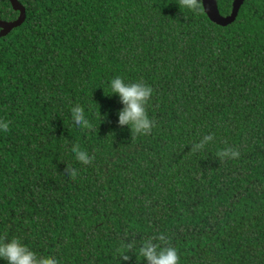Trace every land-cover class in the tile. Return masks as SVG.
I'll use <instances>...</instances> for the list:
<instances>
[{
	"label": "trees",
	"instance_id": "16d2710c",
	"mask_svg": "<svg viewBox=\"0 0 264 264\" xmlns=\"http://www.w3.org/2000/svg\"><path fill=\"white\" fill-rule=\"evenodd\" d=\"M18 1L24 21L0 37V239L58 264H147L146 241L179 264H264V0L225 26L201 0L196 13L178 0ZM18 15L0 0V19ZM116 76L152 87L150 134L118 124ZM77 105L90 130L73 125ZM225 147L239 158L220 160Z\"/></svg>",
	"mask_w": 264,
	"mask_h": 264
},
{
	"label": "clouds",
	"instance_id": "9594fccd",
	"mask_svg": "<svg viewBox=\"0 0 264 264\" xmlns=\"http://www.w3.org/2000/svg\"><path fill=\"white\" fill-rule=\"evenodd\" d=\"M180 10H187L192 13L199 11L200 0H178ZM111 94H116L123 105L122 110L118 113V124L129 126L135 136H146L151 133L155 127V121L151 120L146 112V105L152 95L151 86L142 82L126 83L123 78L116 76L109 81ZM70 119L73 125L82 130H90L91 123L85 117L84 109L77 105L70 111ZM9 130V122L0 120V133H6ZM213 140L212 135H205L200 143L194 147V151L203 148ZM71 152L74 154L76 161L87 165L92 161L89 154L81 150L78 146H72ZM220 160L237 159L240 156L238 150L232 147H225L216 153ZM72 179L77 176V170L72 169L69 175ZM157 239L164 241L163 235ZM140 256L147 261V264H179L180 257L175 247H160L150 241H146L139 249ZM122 260L128 257L123 255ZM0 260L6 261V264H58L57 260L52 257H38L29 247L13 238L7 242L0 239Z\"/></svg>",
	"mask_w": 264,
	"mask_h": 264
},
{
	"label": "water",
	"instance_id": "95a60500",
	"mask_svg": "<svg viewBox=\"0 0 264 264\" xmlns=\"http://www.w3.org/2000/svg\"><path fill=\"white\" fill-rule=\"evenodd\" d=\"M9 1L12 8L16 11H19V15L13 21H4L0 19V37L9 33L13 28L21 25L25 19V7L18 0ZM201 2L208 18L218 25L225 26L235 20L240 6L244 0H233L231 12L226 16H223L219 13L217 0H201Z\"/></svg>",
	"mask_w": 264,
	"mask_h": 264
},
{
	"label": "flooded vegetation",
	"instance_id": "af4514ba",
	"mask_svg": "<svg viewBox=\"0 0 264 264\" xmlns=\"http://www.w3.org/2000/svg\"><path fill=\"white\" fill-rule=\"evenodd\" d=\"M2 20V19H1ZM15 20V19H14ZM11 21H13V20H11Z\"/></svg>",
	"mask_w": 264,
	"mask_h": 264
}]
</instances>
